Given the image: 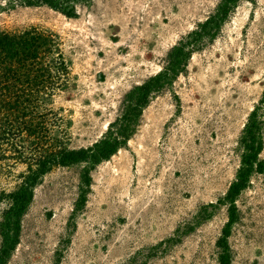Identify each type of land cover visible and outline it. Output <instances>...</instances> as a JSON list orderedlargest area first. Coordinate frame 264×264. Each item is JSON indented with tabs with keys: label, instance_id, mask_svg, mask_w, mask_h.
<instances>
[{
	"label": "rangeland",
	"instance_id": "374dc122",
	"mask_svg": "<svg viewBox=\"0 0 264 264\" xmlns=\"http://www.w3.org/2000/svg\"><path fill=\"white\" fill-rule=\"evenodd\" d=\"M5 1L0 31L36 27L57 36L70 76L46 105L61 119L52 136L80 149L101 138L126 93L160 71L172 46L221 0H94L70 18ZM263 92L264 0H238L185 73L143 110L127 145L90 170L84 205L76 206L87 164L57 166L41 178L7 264H218L229 220L222 199ZM262 140L264 162V125ZM25 169L1 172L0 192L14 190ZM235 206L230 264H264V169Z\"/></svg>",
	"mask_w": 264,
	"mask_h": 264
},
{
	"label": "trees",
	"instance_id": "16d2710c",
	"mask_svg": "<svg viewBox=\"0 0 264 264\" xmlns=\"http://www.w3.org/2000/svg\"><path fill=\"white\" fill-rule=\"evenodd\" d=\"M94 0H6L8 8L47 7L66 17H75L80 6ZM238 0H221L215 12L182 37L166 54L155 75L133 86L121 102L119 115L107 125L106 132L90 147L69 149L62 138L52 136L61 121L46 105L67 87L70 71L59 48L57 36L31 27L21 31H0V173L24 164L19 184L10 192H0V264H7L21 233V220L33 200L35 187L52 168L85 163L77 208L84 205L90 186V170L125 147L135 134L150 101L171 88L185 73L191 56L213 40ZM264 92L251 110L241 131L238 145L240 166L222 199L227 205L228 223L217 242L218 264H230L227 244L228 225L235 220V198L244 190L253 173H262L259 159L263 148Z\"/></svg>",
	"mask_w": 264,
	"mask_h": 264
}]
</instances>
